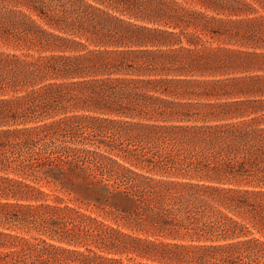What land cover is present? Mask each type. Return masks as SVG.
<instances>
[{
	"label": "trees",
	"instance_id": "1",
	"mask_svg": "<svg viewBox=\"0 0 264 264\" xmlns=\"http://www.w3.org/2000/svg\"><path fill=\"white\" fill-rule=\"evenodd\" d=\"M0 264H264V0H0Z\"/></svg>",
	"mask_w": 264,
	"mask_h": 264
},
{
	"label": "rangeland",
	"instance_id": "2",
	"mask_svg": "<svg viewBox=\"0 0 264 264\" xmlns=\"http://www.w3.org/2000/svg\"><path fill=\"white\" fill-rule=\"evenodd\" d=\"M45 189L49 190L46 186H44Z\"/></svg>",
	"mask_w": 264,
	"mask_h": 264
}]
</instances>
